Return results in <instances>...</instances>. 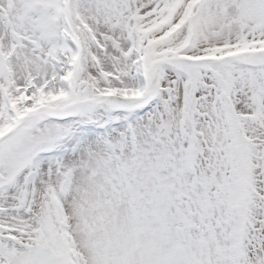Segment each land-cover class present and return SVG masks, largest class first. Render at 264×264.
Here are the masks:
<instances>
[{"label": "snow or ice", "instance_id": "snow-or-ice-1", "mask_svg": "<svg viewBox=\"0 0 264 264\" xmlns=\"http://www.w3.org/2000/svg\"><path fill=\"white\" fill-rule=\"evenodd\" d=\"M0 264H264V0H0Z\"/></svg>", "mask_w": 264, "mask_h": 264}]
</instances>
